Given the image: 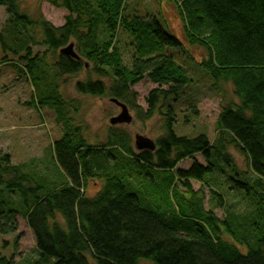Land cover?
<instances>
[{
  "label": "trees",
  "instance_id": "1",
  "mask_svg": "<svg viewBox=\"0 0 264 264\" xmlns=\"http://www.w3.org/2000/svg\"><path fill=\"white\" fill-rule=\"evenodd\" d=\"M19 1L0 0V6L7 9L13 40L21 30L37 25L21 14ZM126 1H52L69 16L59 28L40 22L43 44L52 52L59 51L53 63L58 76L85 70V60L91 66L88 74L112 80L109 90L102 81L77 82L80 94L115 99L126 106L133 99L131 87L144 79L156 85L148 94L147 111L140 114L142 121L150 120L161 104L164 135L155 141L154 152L134 150L128 136L114 128L104 145L90 146L81 128H74L60 112V97L48 94L39 104L56 109L57 121L63 124V135L52 151L65 184L46 190L13 165L9 154L0 152V235L16 234L17 217L23 218L34 234L38 254L30 264H90L88 257L95 264H264V0H170L183 21L188 43L207 52L206 60L193 64L213 86L229 84L239 103L219 113L214 142L205 135L175 134V106L187 97L192 80L186 67L190 61L180 66L171 55L189 52L157 18L128 15ZM119 31L129 36L134 49L130 68L123 65L115 46ZM100 34L107 36L101 39ZM70 40L77 45L79 60L60 53ZM0 48L8 50L2 34ZM19 62L26 63L24 69ZM19 62L9 64L37 87L41 68L46 70L49 64L37 56L31 58L29 48ZM184 106L189 108L186 125L196 109ZM227 146L246 160L257 180L237 170ZM194 156H201L206 165L195 163L188 171H176L178 164ZM226 169L244 177L236 184L247 194L254 191L257 203L244 202L238 195L244 211L227 213L220 220L205 210L203 192L194 191L190 181L207 187L215 207L225 210L228 194L216 191L215 186L218 173ZM210 174L216 176L207 178ZM95 180L103 184L87 197V184ZM234 228L245 232L240 245L256 246L245 255L224 238L228 234L235 239ZM256 228L262 231L259 236ZM0 264L13 263L0 255Z\"/></svg>",
  "mask_w": 264,
  "mask_h": 264
},
{
  "label": "rangeland",
  "instance_id": "2",
  "mask_svg": "<svg viewBox=\"0 0 264 264\" xmlns=\"http://www.w3.org/2000/svg\"><path fill=\"white\" fill-rule=\"evenodd\" d=\"M52 1L59 0L19 1L21 14L36 21L37 25L28 28L27 31L21 30L15 40H13L11 34L12 28L8 24L7 9L0 6V34L4 36L8 47L7 51L0 48V61H5L0 65V152L9 154L13 165L21 167L22 172L31 175L36 184L46 190L60 188L66 181L65 176L53 159L52 151L53 144L63 135V124L57 121L56 109L51 105L42 106L39 104L40 100L49 97L48 94L60 97V112L70 119L74 128H81L82 136L90 146L104 145L110 135L111 128L127 135L134 150L136 135L147 137L155 142L164 135L163 114L165 113V109L160 104L153 118L147 121L141 120V111H147L146 100L148 94L158 88L147 79H144L131 87L133 99H129V104H126L132 117L131 123L111 127L109 120L118 116L121 109L110 102L107 97L99 98L83 95L76 90L77 82L86 81L88 78L92 81L104 82L106 89L109 90L112 88L110 78L101 80L92 72L88 74L87 71H91V66L85 60H83V63L87 65L85 70L75 75L58 76L53 63L58 59L59 51L52 52L43 44L44 38L40 22L45 21L53 27L59 28L64 25L69 14L64 9L55 8L51 3ZM125 10L128 15L137 14L142 17L157 18L162 27L179 40L184 51L189 52L190 56L171 55L174 57L175 63L180 66H183L181 63L184 64L190 61L186 63V67L189 66L188 76L192 80L187 95L189 100H187V97H183L180 103L175 106L178 118V123L175 125V134L187 138L205 135L211 142H214L216 136L215 122L219 113L226 106L235 107L239 104L232 87L225 83L213 86L212 80L201 72L200 67L198 68L193 64L194 62L201 63L206 60L207 52L201 47L191 46L188 43L183 21L175 5L170 0H127ZM106 36L105 34L99 35L101 39H105ZM69 44L74 45V52L80 56L74 41L70 40ZM115 46L121 53L123 65L130 68L134 49L130 45L129 36L125 32L119 31ZM27 48L30 49L31 58L37 56L39 61L49 64L46 70L43 67L41 68L43 73L41 71L39 73L41 81L37 87L33 86L29 76H25L16 67L9 64L18 63L19 58L25 55ZM166 52L172 53V50ZM19 63V67L24 69L26 63ZM187 104L195 106L196 115L192 114L193 117H190L188 124L185 125L183 122L189 114V108L184 106ZM226 152L233 159L239 172L245 173L250 179L254 177L255 180L258 179L255 174L254 177L250 174L246 160L232 146H227ZM195 163L206 165L201 156H194L192 159L178 164L176 171H188ZM226 170L229 173L226 171L218 173L217 186H215L216 191L221 192L223 195L228 194L226 198L228 208L225 210L215 207L214 200L211 198L210 190L207 187H203L195 181H190L194 191L203 192L205 210H211L220 220L227 213L238 215L244 211L245 204L238 201L239 199L236 198L238 195L244 198V202L257 203L254 191L247 194L246 191L239 189L237 186L236 183H241V179L244 177L237 172ZM209 176L211 174L207 178ZM215 176L216 174L210 178ZM102 184L103 181L100 180L89 181L85 195L87 197L94 196L100 190ZM13 200L14 204L18 202L17 197ZM17 222L18 231L16 234L0 235V255L12 261L13 264H30L38 256L35 237L23 218L18 216ZM260 225L259 228H261ZM259 228L255 230L257 236L262 232ZM234 233L235 239L228 234L224 238L235 245L243 255L247 254L249 248L256 247L255 244L240 245V239L245 234L244 231L234 228ZM17 236H20L18 240H16ZM88 261L90 264H95L90 257H88ZM139 264L150 263L141 261Z\"/></svg>",
  "mask_w": 264,
  "mask_h": 264
},
{
  "label": "water",
  "instance_id": "3",
  "mask_svg": "<svg viewBox=\"0 0 264 264\" xmlns=\"http://www.w3.org/2000/svg\"><path fill=\"white\" fill-rule=\"evenodd\" d=\"M60 53L74 60H79V56L74 52L73 44H69L67 47L63 48L60 51ZM110 102H112L121 109V112L118 116L113 117L109 120L110 126L115 127L118 125L130 124L132 121V117L129 114L128 108L124 104L118 102L115 99H111ZM134 147L135 150L138 152L141 151L154 152L156 149V144L154 141L148 139L147 137L136 135L134 140Z\"/></svg>",
  "mask_w": 264,
  "mask_h": 264
}]
</instances>
